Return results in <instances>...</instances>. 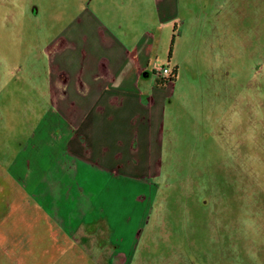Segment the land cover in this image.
<instances>
[{
    "label": "rangeland",
    "instance_id": "obj_1",
    "mask_svg": "<svg viewBox=\"0 0 264 264\" xmlns=\"http://www.w3.org/2000/svg\"><path fill=\"white\" fill-rule=\"evenodd\" d=\"M162 3L0 0V264H264V0ZM145 34L178 66L148 185L64 152L94 41Z\"/></svg>",
    "mask_w": 264,
    "mask_h": 264
},
{
    "label": "crops",
    "instance_id": "obj_2",
    "mask_svg": "<svg viewBox=\"0 0 264 264\" xmlns=\"http://www.w3.org/2000/svg\"><path fill=\"white\" fill-rule=\"evenodd\" d=\"M174 6V0H164L161 11L172 16ZM100 24L104 26L103 21ZM144 30L141 27L138 31ZM144 36L137 41L127 37L94 41L92 56L82 65L80 62L78 87L72 91L80 114L69 116L71 130L64 152L70 163L80 159L85 165L84 160H93L100 173L112 177L118 175V160L136 156L144 160L141 178L148 185L147 178L155 175L151 160L157 157L166 93L162 87L165 80L155 82L153 71L148 69L155 38ZM126 46L137 49L129 53Z\"/></svg>",
    "mask_w": 264,
    "mask_h": 264
},
{
    "label": "built area",
    "instance_id": "obj_3",
    "mask_svg": "<svg viewBox=\"0 0 264 264\" xmlns=\"http://www.w3.org/2000/svg\"><path fill=\"white\" fill-rule=\"evenodd\" d=\"M170 69L166 66H161L156 72H153V75L157 77H166L170 74Z\"/></svg>",
    "mask_w": 264,
    "mask_h": 264
},
{
    "label": "trees",
    "instance_id": "obj_4",
    "mask_svg": "<svg viewBox=\"0 0 264 264\" xmlns=\"http://www.w3.org/2000/svg\"><path fill=\"white\" fill-rule=\"evenodd\" d=\"M176 73H177V67H174L172 70H171V72H170V74L167 76V77H163V79L165 80V79H167V80H174L175 79V77H176Z\"/></svg>",
    "mask_w": 264,
    "mask_h": 264
}]
</instances>
